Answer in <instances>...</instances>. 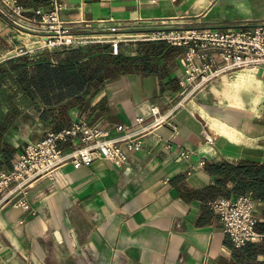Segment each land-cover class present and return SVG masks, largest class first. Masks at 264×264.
Listing matches in <instances>:
<instances>
[{
	"label": "crops",
	"instance_id": "crops-1",
	"mask_svg": "<svg viewBox=\"0 0 264 264\" xmlns=\"http://www.w3.org/2000/svg\"><path fill=\"white\" fill-rule=\"evenodd\" d=\"M257 1L63 0L61 18L80 27L225 30L264 24V5ZM18 2L27 9L47 4ZM15 37L26 42L0 19V172L12 167L29 142L74 119L113 128L148 118L153 106L165 110L182 100L178 55L183 48L165 40L173 49L158 71L120 74L96 88H45L37 68L58 67L72 50L89 45L118 54L111 45L43 51L28 61V88L13 61L6 60L5 52L18 43ZM53 52L60 54L58 61ZM255 69L252 80L237 86L245 109L230 122L208 119L210 104L193 109L194 101L186 98L168 123L145 136L142 149L127 152L123 166L105 158L79 167L64 163L26 193L0 196V264H264V71ZM236 76L230 83L227 78L233 77L226 75L212 80L213 96L225 95ZM64 103L62 122L58 108ZM51 108L53 116L45 119ZM242 194L255 200L254 228L261 239L236 246L211 203Z\"/></svg>",
	"mask_w": 264,
	"mask_h": 264
},
{
	"label": "built area",
	"instance_id": "built-area-1",
	"mask_svg": "<svg viewBox=\"0 0 264 264\" xmlns=\"http://www.w3.org/2000/svg\"><path fill=\"white\" fill-rule=\"evenodd\" d=\"M63 9V0H47L46 5L33 9L23 7L18 0H0V19L23 39L33 38V45L21 43L10 50L6 59H32L44 49H67L87 43L83 33L75 32V27L61 18ZM156 33V39L183 48L178 55L183 101L165 110L153 106L148 118L136 117L128 125L108 128L78 118L61 130L49 131L41 140L28 143L12 162V167L0 172L3 200L18 191L26 193L35 180L52 175L64 163L79 167L105 158L121 167L127 161V152L142 149L145 136L168 123L179 105L196 90L218 77H232L238 68L254 67L264 71V24L226 30L187 26ZM120 41L118 38L110 41L113 52L118 51ZM215 53L218 59L214 58ZM59 142H67L68 146H60ZM20 205L28 207L25 200H21ZM211 205L223 231L236 246L260 241L261 235L254 228L255 200L250 195L220 198Z\"/></svg>",
	"mask_w": 264,
	"mask_h": 264
},
{
	"label": "trees",
	"instance_id": "trees-1",
	"mask_svg": "<svg viewBox=\"0 0 264 264\" xmlns=\"http://www.w3.org/2000/svg\"><path fill=\"white\" fill-rule=\"evenodd\" d=\"M172 46L165 41L141 44L135 55L122 53L111 54L106 47L89 45L71 51L68 60H62L58 67L51 68L48 64H41L37 68L40 82L45 88L74 86L78 89L84 87L96 88L104 79L113 78L120 74L144 73L150 74L162 68L164 57L172 51ZM13 67L20 72L21 83L30 88L27 59L23 57L11 58ZM68 103L62 104L58 110L60 118L65 121V112ZM52 108L48 110L47 117L53 116ZM64 124V123H63ZM64 128V127H63ZM62 128L57 127L56 131Z\"/></svg>",
	"mask_w": 264,
	"mask_h": 264
},
{
	"label": "rangeland",
	"instance_id": "rangeland-1",
	"mask_svg": "<svg viewBox=\"0 0 264 264\" xmlns=\"http://www.w3.org/2000/svg\"><path fill=\"white\" fill-rule=\"evenodd\" d=\"M257 2L260 3L261 6L264 5V0H258ZM70 24L75 27L74 28L75 32H81L86 37L87 43H85L81 46H84L87 44H94V43H100V44L105 43L104 45L110 46L111 45L110 41L112 39L118 38L121 41H120L117 52L122 53L124 55H131V53L133 51H135L134 48L137 47V49H138L139 45H141V44L153 43V42H158V41L162 40V39H156V37L158 35L156 33V30H152V29L137 30L135 27H132V25H121V24L111 23V24H108L107 26L98 24L94 27H91V26L88 27V25L80 27V26L74 25V23H70ZM86 28H89L91 30H84ZM227 29H231V28H227ZM234 29H237V28H234ZM16 34L20 35L17 32H16ZM21 37L23 38V36H21ZM16 39H18L17 40L18 43L16 45H14L15 47L21 44V43L19 44V38H16ZM32 41H33V38H29V37L26 38V43L29 46L33 45ZM14 46H13V48H14ZM81 46H79V47H81ZM73 48H76V47H73ZM70 49H72V48H70ZM51 50H61V49H44L43 51H51ZM43 51H41V52H43ZM7 52H8V54H7ZM7 52H5V54L9 55L10 52L9 51H7ZM41 52H39V53H41ZM53 54L55 55L53 58L58 61V59L60 58L59 57L60 54H58V52H53ZM9 59H11V58H9ZM9 59H6V60L8 61ZM33 59H34V57L32 59L28 58L27 61H31ZM3 61H5V60H3ZM241 70H243V71H241ZM238 72L242 74L243 78H239ZM255 73H256V69L254 67L238 68L234 71V76L232 75V77H233L232 79L227 78L226 82L230 83L233 81L234 77L237 74L236 79L234 80L235 84L230 86L231 87V88H229L230 90L229 89L226 90L227 92L225 95L222 96L216 92V96H213V92L210 89V87H211L210 83L211 82H209L206 85L202 86L200 89L196 90L191 95H189L187 97V100L188 101L189 100L194 101L192 104L193 109L195 107H197V105H200V104H207V105L210 104L209 106L212 109V114L210 115V118L207 114H204V115H206V117H208V119L213 120V121L230 122L231 120H233L235 118L236 115L238 116L240 109H245V107L243 106V104L239 100V95L237 94L236 89H237L238 84L239 85L247 84L250 80L253 79L252 74L255 75ZM207 93H210V96H208L209 98L206 96ZM62 96L63 95L61 94L59 97H54V100L59 99ZM67 146L68 145H66V147Z\"/></svg>",
	"mask_w": 264,
	"mask_h": 264
},
{
	"label": "bare ground",
	"instance_id": "bare-ground-1",
	"mask_svg": "<svg viewBox=\"0 0 264 264\" xmlns=\"http://www.w3.org/2000/svg\"><path fill=\"white\" fill-rule=\"evenodd\" d=\"M241 78H243L242 76H241ZM230 90V89H229Z\"/></svg>",
	"mask_w": 264,
	"mask_h": 264
}]
</instances>
